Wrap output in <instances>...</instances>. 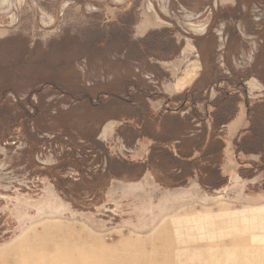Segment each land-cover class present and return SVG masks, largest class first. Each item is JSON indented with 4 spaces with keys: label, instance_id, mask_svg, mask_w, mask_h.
I'll list each match as a JSON object with an SVG mask.
<instances>
[{
    "label": "rangeland",
    "instance_id": "obj_1",
    "mask_svg": "<svg viewBox=\"0 0 264 264\" xmlns=\"http://www.w3.org/2000/svg\"><path fill=\"white\" fill-rule=\"evenodd\" d=\"M176 54L199 61L191 116L212 113L186 125L210 144L181 153L157 114L175 105L145 96ZM229 108L235 163L219 156ZM71 237L159 264H264V0H0V264H65Z\"/></svg>",
    "mask_w": 264,
    "mask_h": 264
},
{
    "label": "crops",
    "instance_id": "obj_2",
    "mask_svg": "<svg viewBox=\"0 0 264 264\" xmlns=\"http://www.w3.org/2000/svg\"><path fill=\"white\" fill-rule=\"evenodd\" d=\"M183 55L186 56V51H183ZM162 60H163V64H166V66L163 65V67H157L158 69L161 68L162 71V75L159 76L161 83L160 85L162 89L160 91H153V93L152 94L150 93V95L149 94L145 95L148 98H153L156 96H158L160 99L167 98L169 100V101L166 100L167 103H172L173 106L175 105V107H171V106L163 105L162 103V106L160 107L161 111L157 113L162 116L163 126L161 127L160 132L163 131L164 132L162 133L161 137L169 138L167 140L171 141V144L174 145L173 147L175 148L177 147L178 152L180 153L181 151L179 150L178 147L187 148L188 146L191 145L195 146L197 144V143H192L191 140L196 142L197 139L198 140L202 139L204 147L208 146L210 144L209 142L211 138L210 135L212 134V129L210 127L208 128L209 130L207 129L205 131H199L197 133H194V131L190 132L191 130H188V127H186V125L190 126L192 123L197 121L198 122L203 121L204 123L208 124L209 118L210 116H212V113L209 110H206L205 112L206 115L200 118L197 117L196 114L197 112H194L193 116H191L192 113L191 111L188 110L189 108L195 111L196 110L198 111L199 109V111L202 112L200 107H198L197 105L195 107H191V105L190 106L187 105L189 102L192 101L195 93L199 94L201 92H204L203 90L200 91L195 88L197 85L196 71L198 69L199 61H197L194 58L189 59V57H186V59L183 60L179 54L163 57ZM186 60L187 62H185ZM167 65L170 67H167ZM141 93L143 94L144 92L141 91ZM131 106H133V109H143V105H140L138 103L133 104ZM152 106L153 105L151 106L148 105V107H146L147 113L150 112V107ZM231 109L229 108V111H227V113L224 114L229 116L228 120L224 122L223 124L224 126H222V128L224 129H221V131L226 133L225 136L224 134H218L219 138L222 139V145H223L221 148V156L223 160L227 163L228 162L235 163L237 158L240 157V150H237V148L235 147L239 143H237V141L233 139L241 128V124H239V122L242 123L244 122L243 119L242 121L241 120L238 121V116L240 115V112H238V110L237 111L235 110V112L232 114L233 111H231ZM205 113H202V115ZM222 113L223 112L219 113V116L223 115ZM213 117L215 118V116ZM175 121L177 123H174ZM169 126L171 127L169 128ZM167 130L168 131L171 130L170 132H168L170 133L169 135L165 134ZM247 132L248 134L252 133V128H249ZM231 146H234L232 147L233 148L232 150H230ZM195 152H199L200 154L198 148L197 149L195 148ZM206 153L208 156L211 157L212 151H210V149L209 152ZM206 153L204 152V154ZM241 154L247 155V153L245 152H241ZM249 154L257 155L254 152H250ZM190 155H191V160H194L195 159L194 152H190ZM251 160L257 161L258 159L252 157ZM233 172L235 173L238 172L237 164H235V166L231 168V171L229 172L228 175L231 176Z\"/></svg>",
    "mask_w": 264,
    "mask_h": 264
},
{
    "label": "bare ground",
    "instance_id": "obj_3",
    "mask_svg": "<svg viewBox=\"0 0 264 264\" xmlns=\"http://www.w3.org/2000/svg\"><path fill=\"white\" fill-rule=\"evenodd\" d=\"M89 239L94 241L91 238H89ZM64 240H66L65 241L66 248L69 247V244H70L71 248H72V245H74L73 250L75 251L73 254L71 253L70 256H68L69 260H67L68 262L65 264H157V263L159 264L160 263V262H157V263L154 262V260H151L150 257H147V256H134V255H132L129 251H134L135 248L125 247L126 249H129V250L125 251L127 253H123V254H119L118 251H112V253H111L108 251V248L105 245L101 246V247H97L99 244V243H97L96 244L97 250L94 249L95 252H93V249L91 251L90 247H87L90 249H85L86 246H84V245H83V249H82V247H81L82 242L80 241L81 240L80 238L71 237V239H65L64 238ZM139 248L140 247H138V249ZM142 249H144V248L142 247ZM146 250L148 251L149 249H146ZM156 250H157V248L155 247V251ZM140 251H141V249H140ZM95 257H96V259L94 260ZM161 262H163V261H161Z\"/></svg>",
    "mask_w": 264,
    "mask_h": 264
},
{
    "label": "trees",
    "instance_id": "obj_4",
    "mask_svg": "<svg viewBox=\"0 0 264 264\" xmlns=\"http://www.w3.org/2000/svg\"><path fill=\"white\" fill-rule=\"evenodd\" d=\"M163 99H166L167 101H169L167 98H163ZM190 100V99H189ZM193 106L195 107L196 106V103L195 102H193ZM215 150V149H214ZM214 150H212V155L213 154H216V152H213ZM219 151H220V148H219ZM219 156H221L220 154H219ZM262 169V168H261Z\"/></svg>",
    "mask_w": 264,
    "mask_h": 264
}]
</instances>
